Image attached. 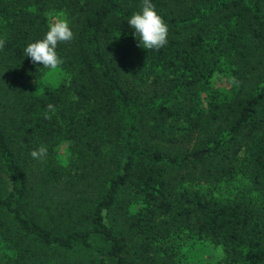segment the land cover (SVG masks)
<instances>
[{
    "label": "trees",
    "instance_id": "obj_1",
    "mask_svg": "<svg viewBox=\"0 0 264 264\" xmlns=\"http://www.w3.org/2000/svg\"><path fill=\"white\" fill-rule=\"evenodd\" d=\"M152 3L169 28L159 50L128 25L142 0H0V244L25 261L58 249L89 264H175L187 234L222 248V264H264V0ZM52 15L74 33L57 47L68 78L39 94L26 83L44 68L24 49ZM221 72L236 92L200 110L198 86ZM63 142L75 170L57 162ZM238 176L250 195L195 185Z\"/></svg>",
    "mask_w": 264,
    "mask_h": 264
},
{
    "label": "rangeland",
    "instance_id": "obj_2",
    "mask_svg": "<svg viewBox=\"0 0 264 264\" xmlns=\"http://www.w3.org/2000/svg\"><path fill=\"white\" fill-rule=\"evenodd\" d=\"M58 16L59 15H52L51 21ZM67 78L68 75L61 68L55 71L44 69L40 79L28 81L26 85L31 90L41 94L48 87L57 88L59 84ZM237 87V82L230 72L214 74L208 83H202L197 88L198 108L207 112L215 103H223L232 98ZM174 125L181 126L182 128V126H188V123L185 121L177 123L175 121ZM69 147V142L62 143L58 151L57 162L62 165L63 168L70 169L72 167V170H75L76 166L73 162L74 159L70 156ZM187 147L188 146H185V148ZM31 160L32 170L36 169L38 166H42L41 161L34 160L33 158H31ZM182 173H185V171H182ZM207 181L208 182L196 181V188L211 189L217 196L222 198H236L250 195V183L242 178V176H238L231 181ZM60 197L61 196H57V198ZM50 203L54 204L53 201H50ZM141 208V204H136L131 208L128 207V210L131 214H134ZM44 213L46 215L45 217L48 219L45 211ZM53 213L58 214V211L54 208ZM120 217L121 215L118 216V214H115L110 217L109 221L113 224L119 221V225L116 224L115 227L117 231H123L125 229V226L120 225V221L122 222V220L119 219ZM178 242L180 244V251L175 264H222L225 261V254L222 248L214 246L207 240L193 239V237L186 234V236L180 238ZM0 245V254H3L4 257L1 262H7V264H89L88 256L81 251L64 252L58 249H46L41 250L35 257H27L25 261V257H18L15 251L7 250V245Z\"/></svg>",
    "mask_w": 264,
    "mask_h": 264
},
{
    "label": "clouds",
    "instance_id": "obj_3",
    "mask_svg": "<svg viewBox=\"0 0 264 264\" xmlns=\"http://www.w3.org/2000/svg\"><path fill=\"white\" fill-rule=\"evenodd\" d=\"M128 25L135 30L134 34L139 41L138 46L147 50H159L168 42V25L156 11V6L152 0H142L141 11L130 17ZM73 38L74 33L70 27V21L66 17H55L50 22L45 37L30 43L24 49L25 56L29 57L33 64H42L44 69L59 70L64 61L58 55L57 47L60 43L70 42ZM4 46L5 40L0 39V50ZM55 112L56 107L48 104L44 118L50 120ZM47 152V148L41 145L38 149L33 150L30 155L34 160L42 161L47 156Z\"/></svg>",
    "mask_w": 264,
    "mask_h": 264
}]
</instances>
